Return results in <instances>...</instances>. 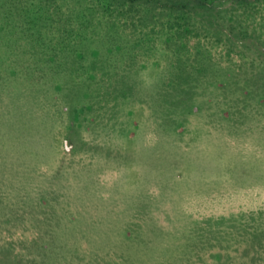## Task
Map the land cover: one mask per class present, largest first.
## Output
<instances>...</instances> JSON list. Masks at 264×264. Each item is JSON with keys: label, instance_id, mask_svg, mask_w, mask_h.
<instances>
[{"label": "rangeland", "instance_id": "1", "mask_svg": "<svg viewBox=\"0 0 264 264\" xmlns=\"http://www.w3.org/2000/svg\"><path fill=\"white\" fill-rule=\"evenodd\" d=\"M0 264H264V0H0Z\"/></svg>", "mask_w": 264, "mask_h": 264}]
</instances>
